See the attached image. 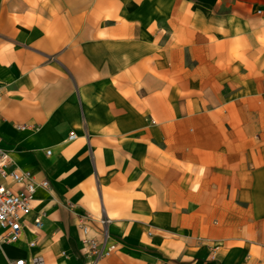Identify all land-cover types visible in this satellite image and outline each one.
I'll use <instances>...</instances> for the list:
<instances>
[{
    "label": "crops",
    "instance_id": "obj_1",
    "mask_svg": "<svg viewBox=\"0 0 264 264\" xmlns=\"http://www.w3.org/2000/svg\"><path fill=\"white\" fill-rule=\"evenodd\" d=\"M0 92L48 183L0 264H89L83 216L97 264H264V0H0Z\"/></svg>",
    "mask_w": 264,
    "mask_h": 264
},
{
    "label": "built area",
    "instance_id": "obj_2",
    "mask_svg": "<svg viewBox=\"0 0 264 264\" xmlns=\"http://www.w3.org/2000/svg\"><path fill=\"white\" fill-rule=\"evenodd\" d=\"M2 94L0 92V101ZM76 138L74 133H70L68 141ZM46 154H49L47 151ZM48 183L45 181L36 182L27 171H21L14 167L9 155L0 149V244H14L19 241L25 218L29 215L35 194L38 189H45ZM79 229L84 237L87 252L91 258L89 264H97L103 258L110 257L116 249V245L109 244L106 231L103 233V240L88 238L91 219L83 216L80 219ZM101 224H107L106 219L101 220ZM33 226L39 229L42 226L41 218L33 220ZM33 247L34 243H29ZM9 264H44L41 257H31L29 260L19 259L9 262Z\"/></svg>",
    "mask_w": 264,
    "mask_h": 264
}]
</instances>
